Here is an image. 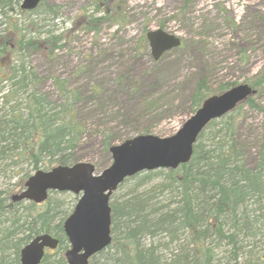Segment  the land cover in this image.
Returning a JSON list of instances; mask_svg holds the SVG:
<instances>
[{"label":"trees","instance_id":"trees-1","mask_svg":"<svg viewBox=\"0 0 264 264\" xmlns=\"http://www.w3.org/2000/svg\"><path fill=\"white\" fill-rule=\"evenodd\" d=\"M124 1L95 0L94 13L102 12L103 15L93 17L91 13L86 21L88 29H96L98 22L104 19L117 20L109 17L108 10L112 5L120 8ZM18 3V0H0V14L7 17V9ZM20 29L14 20L0 26V60L7 52L13 53L6 75L5 69H0V161L8 159L16 166L27 162L34 170L73 164L81 160L77 149L87 131L77 115L78 104L83 99L81 89L54 77L53 88L57 92L56 99L60 100L56 103L40 91L36 73L22 59L38 50L45 57H51L54 49L61 46L62 35L47 29L44 40H40L26 37ZM16 30L21 32L19 36ZM14 35L18 36L16 44L9 42ZM83 70L78 67L75 74ZM257 76L256 81L249 83L255 90L253 94L220 118L209 121L201 130L188 162L175 169L133 175L143 174L138 178L144 181L161 173L155 187L160 193L167 191L169 200L166 204L153 201L155 192L151 190L114 201L111 204V242L93 254L89 264H264V235L261 237L264 226V119L255 152H249V143L240 138L238 132L243 106H256L254 99L259 92L258 86L264 82V70ZM124 77L119 74L116 79L117 91L125 98L117 111L119 123L123 125L120 140L148 132L137 127L138 116L148 96H142L139 78L122 83ZM233 85L224 82L212 91L206 77H197L189 92L190 112L207 96ZM90 91L100 92L94 85ZM136 93L142 96L138 102L133 96ZM102 102L106 106L108 100ZM115 112L108 107L104 110L105 116ZM113 128L118 125L106 126L100 131L102 159L109 162ZM91 161L98 169L97 159L91 158ZM3 165L0 164V170L4 169ZM56 192L50 191L42 203L28 202L24 211H19L17 205L22 201L12 202L8 196H1L0 191V264H18L21 246L43 232L56 236L59 243L56 249L45 252L39 264H67L63 255L68 246L63 219L55 222L61 210L59 203L50 196ZM158 235L168 240L162 246L178 242V248L168 261L159 253V245L143 242L145 236ZM220 246L225 250L218 257Z\"/></svg>","mask_w":264,"mask_h":264},{"label":"rangeland","instance_id":"rangeland-1","mask_svg":"<svg viewBox=\"0 0 264 264\" xmlns=\"http://www.w3.org/2000/svg\"><path fill=\"white\" fill-rule=\"evenodd\" d=\"M18 2V5L13 4L7 9V17L0 14V26L14 20L26 37L40 40H44L47 29L62 35L61 46L54 49L51 57H45L38 50L22 59L36 73L40 91L56 103L60 100L56 99L57 92L53 88L54 77L65 79L70 87L81 89L83 99L78 104L77 115L85 123L87 131L77 150L81 155L80 161L97 159L99 166L95 173H100L111 163L102 159L100 131L106 126L118 125L112 129V144L123 141L120 140L123 125L119 123L117 111L125 103V98L117 91L119 74L125 75L122 83L133 77L139 78L142 85L139 90L142 96H148L141 111L135 107L140 111L137 119L139 130L147 129V133L165 137L173 134L192 114L189 92L197 77H206L209 89L213 91L224 82L249 84L256 81L259 72L264 70V0H125L120 8L112 5L108 10L109 17L117 20L104 19L98 22L96 29L90 30L86 21L94 13L95 0H44L30 12L22 10L20 0ZM99 15H103L102 12L94 13L93 17ZM155 28H162L181 40L179 46L164 51L156 60L145 36L148 30ZM20 33L15 31L18 36ZM16 35L9 42L16 44ZM12 54L7 52L0 60L4 75L11 64ZM78 67L84 70L75 74ZM93 85L100 90L99 93H91ZM258 91L254 99L256 106H243V120L238 129L240 138L249 143L251 153L256 151L264 119V82L258 86ZM133 96L137 102L142 98L137 93ZM103 100H108L106 106ZM107 107L116 112L105 116ZM2 163L1 196H8L10 200L11 194L19 192L27 177L36 170L27 162L16 166L7 159L0 161ZM39 169L45 170L44 167ZM140 175L143 174L125 179L113 191L110 205L135 193L151 190L155 192L153 201L166 204L169 194L167 191L160 193L155 187L162 174L144 181L139 180ZM50 196L59 203L61 210L55 220L57 222L72 212L80 194L57 191ZM27 203L26 200L17 205L19 211H24ZM263 235L264 226L261 237ZM159 236L163 237L145 236L143 242L159 245V253L168 261L178 248V242L162 246L168 240ZM224 250L222 246L217 249L218 257Z\"/></svg>","mask_w":264,"mask_h":264},{"label":"water","instance_id":"water-1","mask_svg":"<svg viewBox=\"0 0 264 264\" xmlns=\"http://www.w3.org/2000/svg\"><path fill=\"white\" fill-rule=\"evenodd\" d=\"M40 1L21 0L20 7L31 10ZM146 38L154 59L181 43L179 37L162 28L148 30ZM254 92L247 83L234 85L206 97L169 136L137 134L111 145V163L100 173H95V166L89 161L38 169L27 177L19 192L11 194V199L41 203L51 190L80 194L72 212L63 220V231L69 244L64 257L67 264H89L90 256L111 241L110 197L119 184L141 171L175 169L188 162L193 144L207 123L231 111ZM58 242L56 236L47 232L35 235L20 248L19 264H39L46 249H55Z\"/></svg>","mask_w":264,"mask_h":264}]
</instances>
